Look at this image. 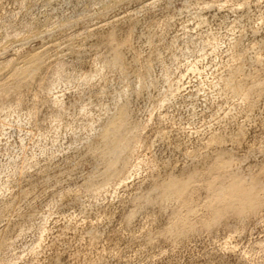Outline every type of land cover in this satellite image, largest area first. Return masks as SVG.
Listing matches in <instances>:
<instances>
[{
  "label": "rangeland",
  "instance_id": "rangeland-1",
  "mask_svg": "<svg viewBox=\"0 0 264 264\" xmlns=\"http://www.w3.org/2000/svg\"><path fill=\"white\" fill-rule=\"evenodd\" d=\"M0 264H264V0H0Z\"/></svg>",
  "mask_w": 264,
  "mask_h": 264
},
{
  "label": "bare ground",
  "instance_id": "bare-ground-1",
  "mask_svg": "<svg viewBox=\"0 0 264 264\" xmlns=\"http://www.w3.org/2000/svg\"><path fill=\"white\" fill-rule=\"evenodd\" d=\"M107 71V66H105L104 64H100L97 68H96V70H95V72H94V75L95 76H104V74H105V72ZM91 80V78H86V81H90ZM19 107L20 106H18L17 104H16V106H14V107H9V108H4V109H2L3 111H1V112H3V113H6L8 116H10L11 115V117L13 116L12 114L13 113H15L18 109H19ZM20 116V115H19ZM9 118V117H8ZM12 119V118H11ZM21 119V118H20ZM20 119H19V121H20ZM22 122V121H21ZM17 123H18V121H17ZM21 124V123H20ZM138 147V146H137ZM25 230V229H24ZM41 230V229H40ZM26 235V234H25ZM46 236H47V229H45V228H43L42 230H41V234H40V243L41 242H43L44 240H45V238H46ZM22 237H23V235L22 236H20V238L19 239H22ZM18 239V240H19ZM36 249H37V247L34 249V251H36Z\"/></svg>",
  "mask_w": 264,
  "mask_h": 264
}]
</instances>
